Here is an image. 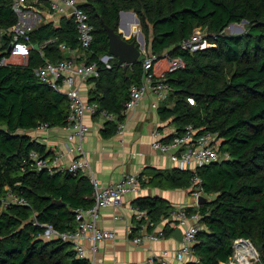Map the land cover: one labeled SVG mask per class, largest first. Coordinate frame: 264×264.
<instances>
[{
	"label": "trees",
	"instance_id": "1",
	"mask_svg": "<svg viewBox=\"0 0 264 264\" xmlns=\"http://www.w3.org/2000/svg\"><path fill=\"white\" fill-rule=\"evenodd\" d=\"M12 2L0 0V264H89L70 241L42 235L43 222L72 230L75 209L93 204L94 185L88 173L38 169L28 158L31 149L44 157L51 154L31 131L41 123L48 127L67 123V96L35 69L46 60L67 57L61 43L79 47L76 27L65 16L58 24L40 21L30 32L32 43L39 42L40 47L31 48L26 62L2 63L1 58L9 55L8 29L17 20ZM83 7L94 26L84 57L100 70L86 81L94 84L87 92L89 100L121 121L129 86L144 75L143 58L179 55L185 65L166 73L172 90L158 106L161 118H171L176 131L192 123L198 132L210 129L219 134V150L226 157L197 168L204 192L216 196L210 200L202 196L197 209L189 208L200 213L202 226L193 244L197 259L188 264H221L237 237L261 245L264 262V0H86ZM122 9L135 11L146 43L145 54L126 70L115 56L111 67L100 60L108 52L104 24L117 31ZM243 19V32H226L228 25ZM134 24L131 19L130 28L135 30ZM197 26L205 29L211 45L192 52L181 48ZM129 40L137 43L132 35ZM117 124L105 121L102 135L115 134ZM155 169L146 172L147 180L139 175L140 183L169 188L191 184L189 169ZM8 192L23 196L28 204L9 202ZM133 202L147 210L152 221L148 230L163 218L169 222L174 209L160 195L138 196ZM173 230L166 221L163 235Z\"/></svg>",
	"mask_w": 264,
	"mask_h": 264
},
{
	"label": "built area",
	"instance_id": "2",
	"mask_svg": "<svg viewBox=\"0 0 264 264\" xmlns=\"http://www.w3.org/2000/svg\"><path fill=\"white\" fill-rule=\"evenodd\" d=\"M86 0H13L12 8L17 14L16 22L8 29L11 36L8 47L9 55L1 58L2 63L6 62H26L33 43L31 41V30L42 19V6L46 7L51 14L71 18L75 24L79 47L72 48L66 43L60 44V49L67 57H62L56 61L46 60L45 63L35 69L36 74L47 81L53 88L65 93L68 98L69 111L67 123L63 127L68 131V139L73 143L68 146V151L75 152L73 158L68 163H63L64 152L57 151L48 156H42L35 149H31L28 158L34 160L38 169L48 168L53 172L67 169L70 172L83 170L88 173L93 188V204L87 207H77L75 209L76 224L72 230L62 231L52 223L43 222V237H60L72 243V247L78 256L84 255V240L89 242L92 251H96L98 242L108 238H114L116 231L113 228H106L100 224L101 211L106 206H119L123 202V197L130 191L139 188V175L127 172L116 181L105 185H100L93 175L90 167L87 152L83 147V140L89 131V125L85 120L87 114H99L103 120L117 121V131L123 127V120L118 121L115 113L108 112L101 108L97 101L89 100L87 94L82 92L81 84L89 78L98 76L99 66L95 61H86L85 50L89 48L93 40V23L89 19L88 12L83 7ZM129 24V23H128ZM133 30V29H132ZM181 48L191 52L204 46L211 45L205 38V29L201 26L195 27L192 34L182 40ZM79 57V59H77ZM81 57V58H80ZM114 55L105 53L100 56V60L106 67H111V58ZM16 58H26L15 60ZM144 75L139 82L131 83L129 94L124 101L122 113L124 117L129 110L135 108L148 91L153 98L150 104L158 108L159 102L170 94L172 87L167 81L166 73L183 67L185 61L179 55L169 57H159L147 55L143 58ZM191 103L194 98L188 97ZM49 128L47 123H41L37 129ZM153 139L151 146L162 153L168 154L180 169H189L192 172L191 192L196 199L204 194L203 178L198 173L197 168L211 162L221 160L219 150L220 138L217 131L206 129L198 132V128L187 123L182 130L174 131L170 138L164 139L158 127L152 130ZM223 159V158H222ZM6 200L9 202L28 204L23 196L8 192ZM115 218L119 216L114 215ZM132 218L134 225L129 231L133 234L130 239L133 243H140L148 239H158L162 237L164 230H148V225L152 224L147 210L139 206H133ZM200 213L187 208L177 207L171 212L169 222L172 227L182 228L181 244L174 251L175 258L170 260L166 257L167 249L161 253L152 254L148 257L146 264H188L197 258L193 253V244L197 241V232L201 228L199 225ZM221 264H264L260 256L257 245L247 237H237L232 241V253L228 259Z\"/></svg>",
	"mask_w": 264,
	"mask_h": 264
},
{
	"label": "crops",
	"instance_id": "3",
	"mask_svg": "<svg viewBox=\"0 0 264 264\" xmlns=\"http://www.w3.org/2000/svg\"><path fill=\"white\" fill-rule=\"evenodd\" d=\"M47 13L51 14L46 7L42 6V21L43 16ZM53 16L56 19L52 20L57 21L55 24H58L61 16L56 14ZM131 19L130 11L122 15L123 27H119V29L123 33H125L126 24L129 23L128 25L131 26ZM93 86V82H83L81 84L83 94L88 95V89ZM152 98L151 92L145 93L140 103L129 110L124 117L122 129L108 137L101 133L105 126V120L99 114L85 116L89 131L82 144L87 152L93 175L100 185L116 181L127 172L142 174L143 180H147L150 174L148 175L146 172L152 168L164 171L178 167L168 154L155 150L151 146L153 139L151 132L155 126L160 129L162 137L165 138L177 130L171 118H161L158 108L151 106ZM161 102L162 100L159 105ZM31 133L33 137L45 144L51 154L57 151L64 152L63 163H68L74 157L75 152L68 151V146L73 141L68 139V131L63 126L36 129ZM191 191L190 185L189 187L169 188L143 185L139 181V188L126 193L121 205L118 207L106 206L101 211L100 224L106 228H113L116 231V236L99 241L96 251H92L89 242L84 240L83 256L89 260V264H146L148 257L152 254L161 253L163 249H167L166 257L173 260L175 258L174 251L181 244V240L173 236V231L158 239H148L140 243L131 241L130 237L139 231L135 227L133 228L135 231H129L134 225L132 208L135 205L133 201L138 196L160 195L167 199L173 208L197 209L198 205ZM115 214L119 217L115 218ZM166 221L172 226L168 219L163 218L155 225V230H164Z\"/></svg>",
	"mask_w": 264,
	"mask_h": 264
},
{
	"label": "water",
	"instance_id": "4",
	"mask_svg": "<svg viewBox=\"0 0 264 264\" xmlns=\"http://www.w3.org/2000/svg\"><path fill=\"white\" fill-rule=\"evenodd\" d=\"M127 11L131 12L132 20L134 21V23L139 25V18L134 10L122 9L120 10L119 27H123L121 18L122 15ZM242 21L245 22L246 20L243 19ZM104 27L108 35V53L113 54L117 58L118 63L123 65L124 70H126L131 64L136 62L140 58V56L146 51V49L144 48L145 38L140 27H138L139 42H140V43L138 42V44L134 40H129L132 29L128 24H126L125 26V33H123L122 30H120L119 28L116 31L107 24H104ZM33 47L39 48L40 47L39 42H35L33 44ZM201 198L202 197L198 198V203H200ZM55 202L62 203L60 199L55 200ZM173 236H175L179 240H182V228L180 226L174 228ZM261 248H262L261 245H257L258 250H260Z\"/></svg>",
	"mask_w": 264,
	"mask_h": 264
},
{
	"label": "rangeland",
	"instance_id": "5",
	"mask_svg": "<svg viewBox=\"0 0 264 264\" xmlns=\"http://www.w3.org/2000/svg\"><path fill=\"white\" fill-rule=\"evenodd\" d=\"M47 14H45L43 16V18H44L43 21L50 20V21H53L54 22V20H52V19L53 18L56 19V17H54L53 14H48V15ZM55 22L57 23V21H55ZM245 23L246 22H243V21L242 22L232 23L231 25H228L226 27V32H228V33H239V32H243L246 29V24ZM134 25H136V29L135 30L134 29L132 30L131 35L135 37V40L138 43L139 42V31H138V27H140V26L137 25L136 23ZM145 46H146V43L144 45V48H145ZM143 54H145V52ZM23 59H26V58H16L15 60H23ZM224 157H226V153H222L221 154V159L224 158ZM215 196H216V193H206V192H204L203 199L210 200V199H213ZM199 225L202 226L200 223H199Z\"/></svg>",
	"mask_w": 264,
	"mask_h": 264
},
{
	"label": "bare ground",
	"instance_id": "6",
	"mask_svg": "<svg viewBox=\"0 0 264 264\" xmlns=\"http://www.w3.org/2000/svg\"><path fill=\"white\" fill-rule=\"evenodd\" d=\"M132 23L134 24V21L132 20Z\"/></svg>",
	"mask_w": 264,
	"mask_h": 264
},
{
	"label": "clouds",
	"instance_id": "7",
	"mask_svg": "<svg viewBox=\"0 0 264 264\" xmlns=\"http://www.w3.org/2000/svg\"><path fill=\"white\" fill-rule=\"evenodd\" d=\"M131 36V35H130Z\"/></svg>",
	"mask_w": 264,
	"mask_h": 264
}]
</instances>
